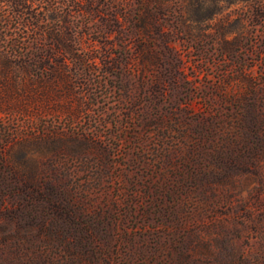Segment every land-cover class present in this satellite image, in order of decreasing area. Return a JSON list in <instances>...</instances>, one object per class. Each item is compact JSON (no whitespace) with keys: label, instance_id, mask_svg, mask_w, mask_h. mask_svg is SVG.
Masks as SVG:
<instances>
[{"label":"rangeland","instance_id":"obj_1","mask_svg":"<svg viewBox=\"0 0 264 264\" xmlns=\"http://www.w3.org/2000/svg\"><path fill=\"white\" fill-rule=\"evenodd\" d=\"M158 1L168 10L149 5L145 69L130 55L135 0L63 5L67 24L47 17L93 32L105 87L73 106L95 141L0 115L27 137L0 157V264H264V14L179 15L188 0Z\"/></svg>","mask_w":264,"mask_h":264},{"label":"trees","instance_id":"obj_2","mask_svg":"<svg viewBox=\"0 0 264 264\" xmlns=\"http://www.w3.org/2000/svg\"><path fill=\"white\" fill-rule=\"evenodd\" d=\"M151 2L161 13L168 10L167 5L158 0H135L131 19L136 40L130 55L143 65V69L155 58L144 44V39L151 33L153 17L148 9ZM221 4H242L246 9L244 14H264V0H188L186 5H178L176 10L179 15L208 12L211 16L221 9ZM63 5L71 7V10L80 7L79 0H0V115L22 117L25 126L31 130L36 128L34 134L37 132L42 137H66L93 143L92 134L74 126L83 110L74 107L73 101L75 98L83 99L85 89L90 86L104 88L105 82L95 76L93 32L43 25L47 17L70 23L72 11H64L61 9ZM179 15L178 20L182 24ZM11 23L22 27L12 28ZM156 31L161 32L160 26ZM27 37L33 40V44H25L22 39ZM220 41L225 42L226 39L222 37ZM102 53L105 58L109 57L106 45ZM120 56L127 57L126 51H121ZM104 64L110 63L104 61ZM115 68L114 62L106 66L107 71ZM47 117L51 118L49 123L45 121ZM61 117H64L63 122H59ZM20 138L27 139L25 131L18 133L14 128H0V157ZM9 247L19 250L18 243Z\"/></svg>","mask_w":264,"mask_h":264}]
</instances>
